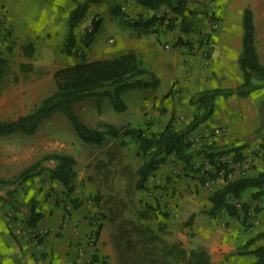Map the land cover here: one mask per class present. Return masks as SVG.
<instances>
[{
    "label": "rangeland",
    "instance_id": "obj_1",
    "mask_svg": "<svg viewBox=\"0 0 264 264\" xmlns=\"http://www.w3.org/2000/svg\"><path fill=\"white\" fill-rule=\"evenodd\" d=\"M193 1L198 4L188 8L189 30L182 28L180 18L170 9L158 8L160 10L158 13L145 16L143 11L134 10L133 5H130L132 6L130 10L138 12L132 15L123 10L120 4V13L115 15L110 10L111 3L92 2L87 17L77 28V47L84 50L86 58L89 59L111 57L119 53V46L127 42L130 37L134 39V48L138 49L141 57H146L150 53L148 46L153 42L162 55L177 50L180 54L182 49L181 54L184 56L189 51L195 53L197 51L195 48L199 44H205L207 41L216 42V33L220 29L235 35L236 23L226 19L225 10L228 0ZM78 2L80 1L18 0L17 4L16 0H0V54L6 56L9 62L8 76L0 90V119H14L31 111L45 96L56 89L55 70L79 59L74 55L68 56L60 50L68 31L69 15ZM156 16L160 19L153 26L146 27L140 24ZM171 18H177L173 25ZM95 20L100 21L99 32L86 46L87 32L92 30ZM214 20L218 22H213ZM257 21L261 35L259 48L264 53V20ZM214 23H217L216 27ZM237 23L241 31L243 29L241 16ZM117 32L120 35H117ZM8 33H10L9 37ZM181 41L186 44H179ZM30 42L35 46L34 55L31 57L24 53V46ZM170 87L168 82L163 81L157 91L162 94ZM150 93V89L125 92L123 99L128 107L121 112L116 111L111 102L108 108L102 111L96 97L93 98L97 100V109L93 114H89L90 109L84 113L86 106H83V103L75 105V109L80 117L86 116L85 122L100 129H106L103 124L106 121L119 128L138 126L160 130L167 120L165 113L159 109L163 107L166 110L168 107L161 102L158 106H154L155 112L153 109H146L148 99L152 98ZM191 106L189 104L190 108ZM262 107L261 123H264V105ZM144 108L148 110H145V114ZM189 114L190 110L185 108L182 113H173L169 117H173L178 125L185 126L188 124ZM219 129L221 128L217 126L215 129L212 127L209 136H214L212 130ZM219 136L220 138L213 140V146L244 144L243 161L234 162L232 153L215 157L218 162L226 161L229 165L232 164L229 168L233 177L264 170V135L255 130L249 136L231 143L223 141L225 134ZM190 138L194 142L193 149L196 152L200 150L201 145L208 143L205 141L208 135L204 133ZM125 140V143L121 144L120 139L108 137L103 144L86 143L80 139L62 112L46 119L34 134L17 132L0 135V176L2 177L12 178L41 156L54 151L68 153L70 150L78 160L75 190L70 195H67V190L62 184L51 181L48 171L35 175L19 185L12 195L5 197L0 195V264H28V254L31 253L30 258H34L39 250H43L40 253L42 255L48 254L44 248L49 239H61L64 235L67 236V231L78 235L81 221H84L88 227L86 236L93 229L94 222L99 224V236L101 230H104L114 248L116 264H120L113 243L117 222L123 219L141 220L151 224L160 236L166 238L165 226L168 225L170 212L166 209L167 202H160V197L176 196L177 188L175 190L172 185L168 186V183H156L145 189L135 188L136 170L142 159L136 153L135 142L129 137ZM196 155L197 157L191 162V168L171 155L164 164L165 170L166 168L173 170L177 179L189 186L193 181L199 180V183L201 182L205 187L202 193L203 199H209L210 194L225 183L224 176L222 174L221 178L214 179L216 173L214 164L205 156L198 158L200 154ZM150 189L153 193L149 192ZM199 190L195 188V192L199 193ZM246 199L250 203L248 214L240 217L239 222L247 228L255 226L256 234L263 232L264 197L254 198L248 192ZM33 200L45 215L36 226L32 227L26 223L24 212ZM76 203L79 205L75 206ZM207 209L205 207L202 210ZM113 215H117L114 221ZM68 244L73 245L71 238L67 240ZM79 244H76L77 251L82 247ZM78 253L82 255L79 251ZM90 255L94 257L95 254L90 253ZM245 258L242 264L250 263L255 256L247 254ZM102 261H106V258L100 257L96 260V264H101Z\"/></svg>",
    "mask_w": 264,
    "mask_h": 264
},
{
    "label": "trees",
    "instance_id": "obj_2",
    "mask_svg": "<svg viewBox=\"0 0 264 264\" xmlns=\"http://www.w3.org/2000/svg\"><path fill=\"white\" fill-rule=\"evenodd\" d=\"M79 1L69 15L68 31L60 49L62 53L68 56H77L79 59L55 70L56 89L45 96L31 111L21 114L15 119H0V135L17 132L34 134L46 119L55 113L62 112L80 139L86 143L103 144L108 137H112L120 139V143L124 144L125 138L129 137L135 142L136 153L142 159V163L136 170L137 179L134 186L137 189L147 188L151 175L162 164H165L171 155L191 168L193 158L199 153L214 164L216 168L214 179L221 178L223 174L225 180L222 186L210 194V207L202 212L213 216L226 213L239 219L247 215L250 206L246 199L247 193L250 192L254 198L264 197V170L248 175L240 174L229 177V173L232 172L229 163L218 162L215 157L232 153L234 162L243 161L245 159L242 152L244 144H227L222 147L213 146L214 144L210 143L201 145L200 150L196 152L193 149L194 142L190 138V133L214 114L218 96L247 97L256 90L264 89V63L260 60L256 43V25L252 8L246 7L243 11L242 51L239 58L243 81L239 85L205 89L194 94L190 103L195 107V112L185 126L178 125L171 117L160 130L138 126L119 128L106 121L103 123L106 129H100L90 126L79 116L75 109L78 102L88 97H96L98 105H100L101 98L107 97L114 109L121 112L128 107L123 99L125 92L135 89H155L160 84V80L153 70L144 65L140 56L132 49L121 51L111 57L86 58L84 50L77 47V28L87 17L92 2L111 3L110 10L115 15L120 13L121 6L118 0ZM135 1L151 9L168 6L180 18L182 28L190 29L188 0ZM213 18L214 16H212ZM158 19H160L159 16H156L140 22V24L149 27ZM176 19H170L172 25ZM213 22L218 21L214 20ZM100 25L99 20L93 22L92 30L86 35V46L99 32ZM7 36L9 37L10 33ZM182 43L181 41L179 44H186V42ZM189 45L191 46V44ZM34 52L35 46L32 42L24 46V53L27 56H33ZM8 72V58L0 54V90L3 88ZM263 105L264 101H260L261 120ZM256 131L264 135V123L260 121ZM77 164L78 160L70 153L60 151L47 153L12 178L0 176L2 191L0 195L4 197L12 195L19 185L45 171H48L52 182L62 184L67 190V195H70L75 190ZM240 201L242 202L240 203ZM78 205L76 203L75 206ZM24 213L26 214V223L32 227L36 226L45 215L35 200L31 202ZM194 216L195 213L191 214L186 223L191 222ZM116 219L117 215H113L112 220ZM113 243L119 255L120 264H216L206 247L187 248L180 240L172 241L160 236L151 224L141 220L123 219L117 222ZM238 252L255 256V259L248 264H264V231L248 239ZM99 258L97 254L94 255L95 260ZM102 262L106 264V261Z\"/></svg>",
    "mask_w": 264,
    "mask_h": 264
},
{
    "label": "crops",
    "instance_id": "obj_3",
    "mask_svg": "<svg viewBox=\"0 0 264 264\" xmlns=\"http://www.w3.org/2000/svg\"><path fill=\"white\" fill-rule=\"evenodd\" d=\"M16 1L18 4V0ZM118 1L122 4L123 10L132 15L138 13L134 10L143 11L145 16L160 11L158 8L151 9L145 7L135 0ZM197 4L198 3L195 4L193 0H188V8L197 6ZM130 5H133L134 10H130L132 8ZM246 7H251L254 12L256 43L260 60L264 63V53H262L259 48L261 35L257 28V20H264V0H228L225 10L226 19L231 23H236L235 35L220 29L216 33L217 41H211L213 44L209 45L210 51L207 57H203L200 53V50L205 47V44L196 46L195 50L197 51L195 53L189 51V53H185L183 56L181 54L182 49L180 50V54L176 49L177 51H171L169 54L162 55L153 42L148 46L150 53L147 54L146 52V57H141L138 49L134 48V39H130V37L127 39V42L119 46L118 52L128 49L134 50L140 56L144 64L149 66L150 69L156 73L160 80L159 85H161L163 81L171 85L169 90L162 94L157 91L159 85L155 89H150L152 98L148 99L146 105V109H153V112H155L154 106H158L161 102L168 107L166 110L163 107L159 109V111L164 112L166 115L167 121L164 125L170 120L169 116H172L173 113H182L185 108L190 110V114L188 115L189 122L192 114L195 112V107L190 103V99L198 91L216 87H235L243 81V74L239 64L242 51L243 29L241 31L239 30L237 22L240 16L242 20L243 11ZM160 9L169 10V7L164 5L160 7ZM230 27L232 28V26ZM229 31L232 32L231 30ZM117 35H120V33L117 32ZM151 99L154 100L151 101ZM108 100L107 97L101 98L102 111L108 108L110 102ZM260 101H264V89L256 90L247 97L238 95L230 97L218 96L216 98L214 114L193 130L190 136L194 137L199 133L207 134L208 138H206L205 141L208 143H213L214 139L220 138L219 135L223 134H225V136H223V141L225 142L231 143L238 139H243L254 133L260 124ZM78 103H83L82 105L86 106L84 113L87 109H90L89 114H93V111L97 109V100L93 97H88ZM189 104L192 105L191 108ZM146 109L144 108V114L148 111ZM81 118L87 121L86 116ZM216 126L221 129L218 131L212 130L214 136H209L212 127L215 129ZM68 153L71 154V151L69 150ZM196 157L197 155H195V158ZM200 157H202V155H199L198 158ZM231 165L232 164L229 166ZM165 167L166 166L162 164L151 175L147 183V188L154 186L156 183H168L167 185H172L175 190L177 188L176 196L167 198L164 195L160 197V202H167L166 209L170 212L168 215L170 217L167 221L168 225L165 226L166 238L172 241L180 240L187 248H197L199 246L206 247L216 264H242V262L246 260L245 256H247V254L239 253L238 250L248 239L256 235L255 226L247 228L242 222H239V218L229 216L226 213H219L213 216L202 212L203 208L210 207L209 199H203L202 196L205 190L204 185H202L201 182L199 183V180L193 181L192 184L190 183V186L184 184L181 182L182 180H179V178L177 179L176 173L173 170L169 168L165 170ZM169 177L174 178V180ZM195 188L198 190L200 189V192H195ZM192 190L193 192H190ZM170 191L172 192L171 189ZM149 192L153 193L151 189ZM193 213H195L193 220L186 223L189 216ZM84 223V221H81L78 235L72 231H67V236L64 235L61 239H49L47 246L45 245L44 248L48 254L42 255L40 253H42L41 251L43 250H39L40 252H36L34 258H30L32 256L31 253H29L28 264H96L94 257L87 251L86 233L88 227ZM69 238L73 241V245L71 246H69V244L67 245V240ZM75 243H80L79 246L86 248V252L80 255ZM97 252V257L106 258V264H116L117 260L114 248L103 229L99 236Z\"/></svg>",
    "mask_w": 264,
    "mask_h": 264
},
{
    "label": "built area",
    "instance_id": "obj_4",
    "mask_svg": "<svg viewBox=\"0 0 264 264\" xmlns=\"http://www.w3.org/2000/svg\"><path fill=\"white\" fill-rule=\"evenodd\" d=\"M214 26H217V23H214ZM213 43L210 41H207L205 43V47L202 48V50H200V53L203 57H207L208 56V52H209V45H212ZM229 177H233V173L230 172L229 173ZM99 224H97L96 222H94V227L93 229L90 231L89 235L87 236V240H86V246L88 248V251H90V253L96 254L97 252V244H98V240H99ZM20 231V230H19ZM81 254H83L85 252V248L84 247H80L78 250ZM101 264H103V262H101Z\"/></svg>",
    "mask_w": 264,
    "mask_h": 264
}]
</instances>
